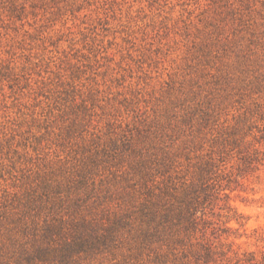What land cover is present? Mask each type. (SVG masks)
Wrapping results in <instances>:
<instances>
[{
	"label": "rangeland",
	"instance_id": "rangeland-1",
	"mask_svg": "<svg viewBox=\"0 0 264 264\" xmlns=\"http://www.w3.org/2000/svg\"><path fill=\"white\" fill-rule=\"evenodd\" d=\"M0 264H264V0H0Z\"/></svg>",
	"mask_w": 264,
	"mask_h": 264
}]
</instances>
